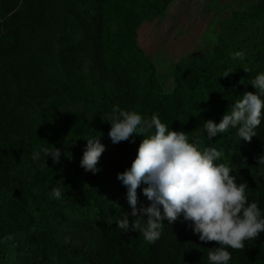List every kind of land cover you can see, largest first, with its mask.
Returning a JSON list of instances; mask_svg holds the SVG:
<instances>
[{"label": "trees", "instance_id": "16d2710c", "mask_svg": "<svg viewBox=\"0 0 264 264\" xmlns=\"http://www.w3.org/2000/svg\"><path fill=\"white\" fill-rule=\"evenodd\" d=\"M44 1L23 0L18 6L19 0H0V56L13 62L0 71L5 92L0 100V237H13L0 244V264H207L209 248L218 245L200 242L179 218L171 225L165 220L154 243L144 241L137 232L125 234L115 227L114 220L130 211L126 189L116 174L130 166L142 137L137 136L135 143L113 145L107 137L109 124L102 119L118 106L148 118L156 113L173 130L186 132L189 141L199 135L200 148L221 151L220 162L232 169L236 182H247L248 200L264 209V181L253 179L258 170L255 157L264 151V120L250 142H239L234 129L217 134L212 141L196 129L209 119L219 122L240 95L255 91L250 81L264 71V0L232 12L234 27L242 32L234 47L220 29L221 13L230 6L218 7L206 29L195 35L180 21L147 62L146 77L135 99L120 92L107 95L75 79L45 82L41 63L47 64L49 57L31 50L33 37H28L36 32L30 25L43 14ZM80 6L85 8L79 16L83 40L79 46L59 40L58 62L75 68L86 61L88 77L100 87L105 83L96 53V49L103 51L101 0H85ZM236 51L244 53L243 60L231 58ZM109 54L101 58L109 60L117 75L114 57ZM225 71L231 73L221 76ZM25 77L34 79L42 89L25 93L38 104L73 96L90 105L91 116L82 125L86 128L73 139L65 135L59 143L48 142L21 122L13 123L15 130H10L7 117L22 100L17 90ZM100 133L105 151L97 164L99 171L85 172L79 166L85 139ZM51 145L62 150L59 163L53 164L43 154L32 161L31 153ZM53 187H61L60 199L50 198ZM137 193L144 200L139 188ZM228 250L232 256L228 264H264V233L245 242L243 250Z\"/></svg>", "mask_w": 264, "mask_h": 264}, {"label": "clouds", "instance_id": "9594fccd", "mask_svg": "<svg viewBox=\"0 0 264 264\" xmlns=\"http://www.w3.org/2000/svg\"><path fill=\"white\" fill-rule=\"evenodd\" d=\"M232 59H244L242 51ZM247 72V69H243ZM225 71L221 76H227ZM254 92L245 91L227 108L219 122L209 119L196 128L200 135L212 141L234 129L239 142H250L257 136L258 126L264 120V71L250 81ZM109 124L107 137L111 144L122 141L135 143L142 137L136 155L129 167L116 174L126 189L130 211L116 218L115 227L121 233L137 232L144 241L159 239L164 221L171 225L179 218L196 235L200 242H216L209 248L207 264H228L231 252L243 250L245 242L257 239L264 233V209L246 195L247 182H236L232 169L220 161L223 153L215 147L200 148V136L191 141L183 130H173L162 123L156 113L150 118L135 111L113 106L111 113L102 119ZM102 133L86 140L79 166L85 172L96 174L97 164L105 145ZM61 148L53 145L41 147L31 153L33 162L40 155L59 163ZM65 156H69L67 152ZM70 157V156H69ZM256 183L264 181V151L255 157ZM144 200L138 197L137 189ZM50 198H61V187L51 189ZM11 235L0 237V244L11 241Z\"/></svg>", "mask_w": 264, "mask_h": 264}, {"label": "rangeland", "instance_id": "374dc122", "mask_svg": "<svg viewBox=\"0 0 264 264\" xmlns=\"http://www.w3.org/2000/svg\"><path fill=\"white\" fill-rule=\"evenodd\" d=\"M22 1L19 0L18 6ZM256 1L101 0L103 51L99 52L96 49V53L100 63L103 64L104 70L100 76L105 79V83L100 87L95 86L92 76H90L92 78L88 77L90 69L86 61L75 68H68L69 65L58 62L59 40L75 46H79L83 40L81 37L83 22L79 16L85 11V8L80 6L85 0L44 1L43 14L30 25L36 31L28 36L33 37L30 49L49 57L47 64L41 63L45 82L75 79L76 83L87 82L93 90L107 95L113 96L120 92L125 93L130 99H135L146 77L147 62L163 46L173 28L180 21L192 31V35H195L206 29L212 18H215V11L218 7L230 6L228 10L221 13L220 29L232 41L234 47L238 45L242 32L234 27L232 12L245 9ZM36 5L42 4L36 2ZM106 53H111L114 57L113 63L117 65V75L109 66V60L106 62L104 58H101V55H106ZM11 65L13 62L0 56V71L3 67ZM27 79L25 77L17 90L18 97L22 98L21 102L15 101L17 107L10 111L7 117L10 130H15L13 123L21 122L33 131H38L44 139L52 143H59L68 134L71 139L78 136L80 130L85 127L82 126L84 121L91 116V106L73 96L59 102L55 99L53 103L38 104L36 100L25 96V93L29 91L34 94L35 89L40 91L42 89L36 86L38 84L34 79ZM4 93L0 86V100L4 99ZM63 149H66V145Z\"/></svg>", "mask_w": 264, "mask_h": 264}]
</instances>
